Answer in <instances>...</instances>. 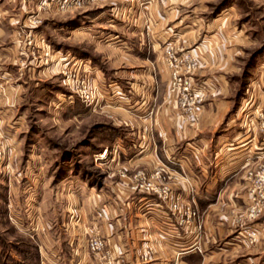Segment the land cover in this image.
<instances>
[{"label":"rangeland","instance_id":"rangeland-1","mask_svg":"<svg viewBox=\"0 0 264 264\" xmlns=\"http://www.w3.org/2000/svg\"><path fill=\"white\" fill-rule=\"evenodd\" d=\"M48 1L0 0V264H38V245L68 236L64 223L80 220L112 161L100 151L136 144L151 84L164 79L177 106L168 50L193 60L202 107L217 89L229 101L216 131L243 151L250 177L264 165V0H98L73 12ZM222 55L225 72L212 68Z\"/></svg>","mask_w":264,"mask_h":264},{"label":"crops","instance_id":"crops-1","mask_svg":"<svg viewBox=\"0 0 264 264\" xmlns=\"http://www.w3.org/2000/svg\"><path fill=\"white\" fill-rule=\"evenodd\" d=\"M120 11H115L116 16ZM140 44L134 52L148 71H154L150 60L154 54L140 50ZM155 58L160 74L166 76L163 63ZM219 60L221 65L212 68L225 72L231 56ZM148 89L137 103L136 144L100 151H106L105 161L109 155L112 161L105 164L99 193L84 196L77 211L81 221L69 217L64 223L66 238L38 245V264H102L87 251L92 230L105 239L115 264H264L263 219L257 221L260 233L255 244L238 240L253 168L243 151L223 144L225 136L216 131L229 101L220 98L217 89L198 120L190 123L167 97L164 79ZM139 171L148 175L160 171L155 183L167 182L181 207L195 208L190 225L180 221L185 218L182 210L171 212L156 194L133 189ZM92 200L98 205L95 213Z\"/></svg>","mask_w":264,"mask_h":264},{"label":"built area","instance_id":"built-area-1","mask_svg":"<svg viewBox=\"0 0 264 264\" xmlns=\"http://www.w3.org/2000/svg\"><path fill=\"white\" fill-rule=\"evenodd\" d=\"M48 0H45L47 2ZM98 0H49L56 9L63 12H73ZM166 63L170 69L169 87L170 93L176 96L177 109L180 115L190 123L198 120L202 110L203 93L193 82L195 64L192 59L182 61L171 51L166 53ZM185 60V59H184ZM82 97L90 102L94 93L82 87ZM104 151L100 156H104ZM155 176L160 177V171L152 175L139 171L134 175L133 189L145 193L156 194L171 212L179 213L182 210L185 218L180 219L190 225L196 211L191 205L181 207L177 197L173 195V189L167 182L155 183ZM163 179V178H162ZM264 213V165L250 178L247 190L246 209L244 210V223L238 236L246 245H253L259 238L260 229L258 218ZM201 224H195V230L199 231ZM87 251L102 264H115V258L106 247L105 239L99 234H92L87 240Z\"/></svg>","mask_w":264,"mask_h":264}]
</instances>
